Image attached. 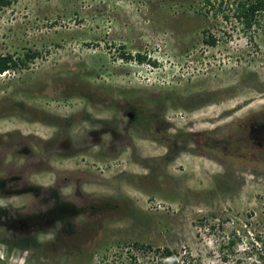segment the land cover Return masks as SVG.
<instances>
[{
    "label": "rangeland",
    "instance_id": "374dc122",
    "mask_svg": "<svg viewBox=\"0 0 264 264\" xmlns=\"http://www.w3.org/2000/svg\"><path fill=\"white\" fill-rule=\"evenodd\" d=\"M213 11L0 7V55L39 53L0 74V264H157L134 243L193 264H264V151L236 150L233 133L264 110V20L245 30ZM162 135L212 148L176 141L165 157Z\"/></svg>",
    "mask_w": 264,
    "mask_h": 264
},
{
    "label": "trees",
    "instance_id": "16d2710c",
    "mask_svg": "<svg viewBox=\"0 0 264 264\" xmlns=\"http://www.w3.org/2000/svg\"><path fill=\"white\" fill-rule=\"evenodd\" d=\"M203 6L212 9L213 14H220L221 18L225 21H233L241 24L245 30L255 29L262 26L264 20V0H202ZM10 0H0V7L8 6ZM225 8L228 12H225ZM264 22V21H263ZM204 41L208 45H214L216 40L213 36H207ZM39 53L37 51H26L23 56H13L12 54L0 55V74L19 67H26L29 62L37 58ZM126 55L125 58H130ZM138 62H143L145 57L140 54L134 55ZM149 61V59H148ZM155 64V61H149ZM233 244V240L229 241ZM137 250L144 249L146 253L150 254L149 259L157 260V264H193L187 256L180 255L178 252L171 250L167 247L152 248L150 245H141L134 243ZM133 262L130 264H137V257L132 256ZM152 260V261H153ZM259 261L255 260L250 264H257ZM261 262H264L262 259ZM150 264V263H148Z\"/></svg>",
    "mask_w": 264,
    "mask_h": 264
},
{
    "label": "flooded vegetation",
    "instance_id": "af4514ba",
    "mask_svg": "<svg viewBox=\"0 0 264 264\" xmlns=\"http://www.w3.org/2000/svg\"><path fill=\"white\" fill-rule=\"evenodd\" d=\"M238 122H239L238 127L233 129V133L235 137L242 135L241 137L236 138V140L241 139L244 144L243 146L237 147L236 150H241V149L247 150V149L253 148L256 151H264V110H258L255 112L247 113L245 117H242L241 120ZM161 127H162L163 133L168 132L169 128H167L166 122H163V126ZM171 138H172L171 136L162 135L161 139H158V142L163 143L166 147V153L164 155L165 157L170 156L171 151L174 149V147L171 146V144H174V142L176 143V141L177 142L192 141V138H184L182 140L181 139L179 140V136L177 135H174V137L172 139ZM204 142H200V141L197 142L196 140L192 141V143L199 144L202 148L204 147L212 148V146H209L206 143V140ZM36 189L37 188L34 187V190ZM6 190L11 191V189L9 188Z\"/></svg>",
    "mask_w": 264,
    "mask_h": 264
}]
</instances>
